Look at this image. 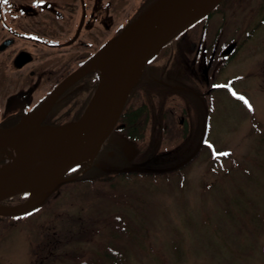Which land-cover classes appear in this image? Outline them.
<instances>
[{"label": "rangeland", "instance_id": "1", "mask_svg": "<svg viewBox=\"0 0 264 264\" xmlns=\"http://www.w3.org/2000/svg\"><path fill=\"white\" fill-rule=\"evenodd\" d=\"M263 17L264 0H222L210 16L208 39L218 31L223 44H238L209 94L206 143L212 157L202 154L177 177L115 179L112 189L105 183L61 186L37 210L0 222V264H76L95 244H109L113 215L128 222L124 264H264ZM114 37L109 33L105 40ZM25 90L0 82V116L8 96ZM195 121L201 135L199 115ZM13 159L9 166L23 162L18 151ZM5 168L2 161L0 172Z\"/></svg>", "mask_w": 264, "mask_h": 264}, {"label": "flooded vegetation", "instance_id": "2", "mask_svg": "<svg viewBox=\"0 0 264 264\" xmlns=\"http://www.w3.org/2000/svg\"><path fill=\"white\" fill-rule=\"evenodd\" d=\"M155 1L7 0L5 3L0 0V82L26 89L23 94L8 96L9 104L3 107L0 116V129L18 125L60 82L82 67L106 43L107 34L118 35L142 6ZM132 3H135L133 8L126 12ZM210 16L167 43L143 68L122 108L125 118L137 114L138 124L149 120L147 129L141 131L143 138L125 139L118 131L124 125L116 122L91 160L92 173L98 171L108 178L120 174L164 177V174L173 173L171 176L177 177L202 154L207 153L210 158L206 148L208 117L212 110L209 94L218 88L215 77L221 75L238 51L236 43L230 47L223 44V34L218 31L211 32L208 39ZM250 32L249 29L243 33L247 41ZM94 80L92 71L87 73L55 102H65L73 94H86L89 82ZM52 105L44 115L42 126H49L47 119L57 115V106ZM198 115L200 129L205 124L200 144L201 130L198 132L196 125L192 126L197 124L195 117ZM146 131L147 137L144 136ZM167 143L169 147L166 148ZM194 152L185 165L170 172L119 173L132 165L167 169ZM20 217H0V222Z\"/></svg>", "mask_w": 264, "mask_h": 264}, {"label": "water", "instance_id": "3", "mask_svg": "<svg viewBox=\"0 0 264 264\" xmlns=\"http://www.w3.org/2000/svg\"><path fill=\"white\" fill-rule=\"evenodd\" d=\"M220 1L156 0L41 101L31 113L39 117L36 124L23 126V121L14 127L0 129V149H13L11 152L14 154L13 157H6L10 160L6 167H10L17 151L23 157L20 168L9 179L0 182V217H18L30 213L42 206L62 185L72 181L66 174L73 167L91 160L96 154L110 134L144 65L163 46L207 16ZM112 49L115 50L112 59L104 70L102 68L96 87L78 119L57 127H43L41 122L44 115L56 99L75 81L96 70L101 59L104 62ZM135 71L136 78L128 83V78ZM41 128H67L55 153L47 159L38 157L42 145L38 130ZM204 129L203 123L199 144L204 136ZM194 154L195 152L178 165L167 169L152 170L132 165L119 173L170 172L185 165ZM20 195H27L21 204L12 207L1 205L5 200Z\"/></svg>", "mask_w": 264, "mask_h": 264}, {"label": "trees", "instance_id": "4", "mask_svg": "<svg viewBox=\"0 0 264 264\" xmlns=\"http://www.w3.org/2000/svg\"><path fill=\"white\" fill-rule=\"evenodd\" d=\"M221 3V2H220ZM150 5L142 6L136 15V17L133 19L135 20L137 16H139L146 8H148ZM218 8V7H217ZM215 9V11L217 10ZM264 18V17H263ZM133 20L129 21L122 29L121 31ZM257 26V25H256ZM255 26V27H256ZM258 27V26H257ZM120 31V32H121ZM252 30L251 32H253ZM119 32V33H120ZM155 58V57H154ZM149 60V65L153 59ZM97 81L94 80V82H89V87L87 88L86 94H73L70 97H67L65 102H55L52 107L57 106V112L56 116L48 118V122L50 123L49 126H60L63 124H66L67 122H74L78 119L81 112L83 111L89 97L91 96L94 88L96 87ZM125 102V101H124ZM124 105V104H123ZM123 108V107H122ZM50 109V108H49ZM48 109V110H49ZM124 110V109H123ZM123 110L121 109L118 118L116 122L123 124L124 128L122 130H118L119 134L121 136H124L125 139L135 141L137 139L143 138V134H141L143 129H147V123L148 119L143 120L142 124L137 123V114H132L130 117L125 118L126 114H123ZM67 114H72L70 116H67ZM135 123V124H134ZM137 123V124H136ZM13 149L10 148H4L0 149V164L4 159L8 156V153L11 152ZM92 159V158H91ZM91 160L88 159L85 162L73 167L66 176L68 178H72V181H69L68 183L62 185L63 187L66 185H73L75 182H85L89 185H94V183H105L109 184V188L112 189L115 182V179H123L128 177H141V178H154L155 175H128V174H120L112 176L111 178H108V176H105L101 174L98 171H94L93 173L91 170L93 167H90ZM175 174V173H173ZM173 174H164L165 176L173 175ZM164 176V177H165ZM113 183V184H111ZM62 188V187H61ZM92 193H96L99 195L96 190L91 191ZM101 197L111 198L112 201L116 199L115 195H111V197L105 196L104 194L99 195ZM25 199L24 195L16 196L9 198L2 202L3 206H14L17 205ZM109 223L107 224L108 232L106 234V239L109 241V244H101L97 243L95 244V251L91 253L87 258L85 259H77L76 264H124L125 262V254H124V248L122 244H125V246H128L129 241L125 240L123 236H127L128 232L125 230H128L127 227V220L119 215H113L111 218H109ZM120 224V227L118 228L117 225ZM125 229H123V227ZM88 240V239H87ZM127 243V244H126Z\"/></svg>", "mask_w": 264, "mask_h": 264}, {"label": "bare ground", "instance_id": "5", "mask_svg": "<svg viewBox=\"0 0 264 264\" xmlns=\"http://www.w3.org/2000/svg\"><path fill=\"white\" fill-rule=\"evenodd\" d=\"M114 49H112L103 62V70L108 66L109 62L112 59L114 54ZM137 72H133L131 76L128 78V83L133 81L136 78ZM39 120L38 115L30 114L23 122V126H27L30 124H36ZM67 128L58 129V130H50L49 128H41L38 130V134L41 137L42 145L38 152V157L40 159L50 158L56 151L59 143L62 141L64 136L66 135ZM21 161V160H20ZM22 163V162H21ZM21 163H18L17 166H10L0 172V182H4L9 179L21 166ZM16 165V164H15Z\"/></svg>", "mask_w": 264, "mask_h": 264}, {"label": "snow or ice", "instance_id": "6", "mask_svg": "<svg viewBox=\"0 0 264 264\" xmlns=\"http://www.w3.org/2000/svg\"><path fill=\"white\" fill-rule=\"evenodd\" d=\"M5 3H7V0H4ZM241 99H243V97H241ZM246 102V101H245Z\"/></svg>", "mask_w": 264, "mask_h": 264}]
</instances>
